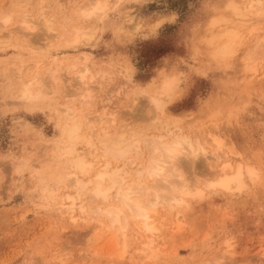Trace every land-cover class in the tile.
<instances>
[{
  "label": "rangeland",
  "instance_id": "1",
  "mask_svg": "<svg viewBox=\"0 0 264 264\" xmlns=\"http://www.w3.org/2000/svg\"><path fill=\"white\" fill-rule=\"evenodd\" d=\"M108 1L103 12L84 17L78 8L88 0H0V264H264V0ZM25 15L34 28L22 27ZM227 32L235 54L217 67L207 44L221 43ZM78 33L88 40L74 48ZM246 54L256 56L251 70ZM168 64L187 73V90L156 109L140 89ZM83 67L88 94L74 79ZM53 70L61 82L43 100L20 99L22 81ZM172 127L199 140L207 157L223 152L221 162L253 167L260 179L244 177L239 191L211 189L206 179L221 162L214 167L200 157L192 168L179 167L202 194L153 209L152 234L128 218L123 236L106 217L80 211L89 198L81 203L88 196L80 197L68 176L93 179L110 161L107 172L126 168L133 176L119 175L133 182L130 164L145 162V152L143 160L102 154V129L166 135ZM92 202L102 209L116 203Z\"/></svg>",
  "mask_w": 264,
  "mask_h": 264
},
{
  "label": "bare ground",
  "instance_id": "2",
  "mask_svg": "<svg viewBox=\"0 0 264 264\" xmlns=\"http://www.w3.org/2000/svg\"><path fill=\"white\" fill-rule=\"evenodd\" d=\"M256 1L258 6L260 4V0H256ZM251 2L252 0L249 1L250 4ZM108 3H109L108 0H106L103 3L98 2V0H88V3H86L87 7L84 9L83 6H81L80 8H78V11L82 15H84V17H91L96 15L98 12H103V10L107 7ZM225 5H230V4L227 1ZM26 17H27L26 15L23 16V18L20 21L22 23V27L24 29L34 28V26H32L29 23V20L26 19ZM216 18L218 21V20H223L225 17L220 15L218 17L216 16ZM2 21L5 24L9 21V18L6 17ZM36 21H40L39 24L42 23V21L39 19ZM84 33H78L74 35V39L72 40L71 43L74 48L78 47L77 46L78 43L80 44L83 41L88 40L87 36ZM230 35L231 32L222 33L221 36H223L225 40L222 41L221 43L218 42L213 45V43L211 44L207 42L208 46L209 44L212 45L209 48V50L211 51L209 53L210 60L217 67L225 65L228 59H230L233 56V54H235L234 52L235 42L233 41V38L230 37ZM256 47H260V46L258 45ZM255 57L256 56H254V58ZM252 60H251V54H246L243 57V61H244L243 65L245 66L246 70H251L252 68L251 65L253 63ZM250 62L252 63L250 64ZM55 74H56L55 70L48 71L46 74H43L42 72L40 73L37 72V74H34L33 76L31 75L32 76L31 80H28L26 82L22 81L19 86L20 99H23L25 101L24 93L27 91L30 92L33 96L37 97V101L40 99L43 100L46 93L49 94L52 91L56 81L58 80L61 82V79L59 78L55 79L54 76ZM87 74L88 71L86 70L85 67H83L80 71L74 74L75 76L74 79L76 80L75 82L79 84V87H83V92L85 94H88L86 84L84 83ZM65 113L68 116L72 115L70 106H67V108L65 107ZM99 119L100 121H103L105 117L102 116ZM71 122L74 123L75 120H71ZM152 128H154V123ZM173 128L176 127H172L170 130L166 128L165 129L167 133L166 135L145 134L144 130L142 132V130L135 131L134 129H133L134 131L131 130L124 131V130L114 129L115 133L109 135L106 132V129L105 130L102 129L103 135L98 138V142L102 147V151H103L102 154H104L107 157H110V159L112 160L118 161L119 159L123 160L129 154L134 153L136 156H139V158H142L143 160V153L145 152L146 153L145 162L141 160L142 162L138 164L135 163L130 164V167L135 168L133 171L135 174V181L133 182H128L125 179L126 177H124V175L125 176L132 175L126 170V168H124L125 170H122V168L117 169L118 167L117 168L115 167L114 169H112L111 173L107 172L109 167H111L110 161H106V162L104 161L105 162V164H103L104 166L102 165L101 168L99 167L97 172L93 175V179H86L84 181L79 178H74L75 175L73 174H72L73 177H70L71 175L68 176L69 179L67 177V180L68 183H70L69 185L71 186L75 185L74 188L75 191L79 192L78 195L80 197H84L86 195L88 196L86 197L87 198L86 200L79 199L81 203L86 202L89 198V200L86 202V206L89 205L88 208L83 205H80L81 208L80 211L86 215L95 214V216L106 217L107 219L110 220V224L112 226L115 225V227L121 230L120 232H122L123 236L125 234L124 230H126L127 221L128 222L130 221L128 220V218L130 219L135 218V220L138 219L141 222L140 224L142 225L144 233L146 232L148 234H152L156 231V228L153 227V223L151 221L152 216L150 214L151 212L155 211L156 207L167 206L169 208H173L175 206L180 205L184 201V198L187 196L191 197L194 195L196 197L198 195H201L202 193L200 192V189L197 187V183L191 182L192 180L190 179H189L190 181L188 179L186 180V178L184 179L182 173L179 172V167L181 168L182 166L189 165V167L192 168L195 164L196 159H200V157L202 158L201 162H206V163L213 162L215 167V164H219L227 156L223 152L219 153V151L213 150L210 156L207 157L205 149L199 144V140L184 135L182 132H180L182 134L180 133L173 134L174 132L173 131H172L173 133L171 132ZM175 132H178V130ZM188 135L190 134L188 133ZM177 145H180V147H177ZM132 157L134 158V156ZM100 158L102 159V157ZM235 165L236 166H233L231 163H229V161L226 160L221 162L220 166L216 167L213 171H211V175H209L208 179H206L205 182L206 188L221 189L225 191H231V190L239 191L241 189H244V177L246 178L248 177L251 181H256V182L258 179H260L258 177L260 175V172H258L259 170L257 171L253 167L247 165L244 166L243 164L240 163ZM208 166H210L211 168V165L208 164ZM121 171L122 174L124 175H119ZM256 171L259 173V175L257 174ZM130 179L133 178L131 177ZM142 179H145V181H147L148 179L150 182L147 184V182H143ZM191 183L193 184L192 186L190 185ZM76 187L78 189H76ZM112 191H114L113 194ZM71 200L75 201L73 196ZM97 200H99V203L100 202L109 203L110 201L115 200L116 201L115 205L116 204L117 205L106 206L104 209H102L100 207L101 204H96L94 202L96 205L95 207L94 205L92 206L93 203L92 201H97ZM74 201H72L70 205L68 204L69 208L67 209L71 210L70 214L74 210L73 208ZM76 208L78 207L76 206ZM153 209L154 211H152ZM147 239H148V243L146 244V246L148 249H151L153 251L154 249L152 246L154 245V242L151 238H147ZM145 248L146 247H144V249ZM147 248L145 249L146 251ZM142 251L143 250H141V252ZM123 254H124V250L121 251L117 255V257L122 258Z\"/></svg>",
  "mask_w": 264,
  "mask_h": 264
},
{
  "label": "clouds",
  "instance_id": "3",
  "mask_svg": "<svg viewBox=\"0 0 264 264\" xmlns=\"http://www.w3.org/2000/svg\"><path fill=\"white\" fill-rule=\"evenodd\" d=\"M172 17L174 18L172 22H175V15ZM163 73L164 75L160 76L154 84L149 83L140 89V95L147 97L151 105L161 110L168 108L169 105L179 101L185 95L189 81L187 73L179 70V64L166 65ZM24 99L28 103H34L37 97L26 91Z\"/></svg>",
  "mask_w": 264,
  "mask_h": 264
}]
</instances>
